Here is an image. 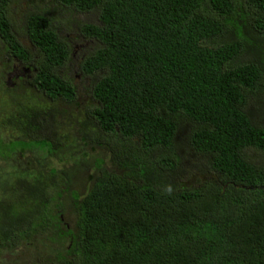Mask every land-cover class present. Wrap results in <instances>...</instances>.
<instances>
[{
	"label": "trees",
	"instance_id": "16d2710c",
	"mask_svg": "<svg viewBox=\"0 0 264 264\" xmlns=\"http://www.w3.org/2000/svg\"><path fill=\"white\" fill-rule=\"evenodd\" d=\"M8 1L0 62L28 64ZM56 1L23 19L35 89L0 83V264L33 245L32 264H264V0ZM91 12L78 31L92 107L65 159L70 115L36 100L76 103L54 13ZM88 147L101 149L91 165Z\"/></svg>",
	"mask_w": 264,
	"mask_h": 264
},
{
	"label": "rangeland",
	"instance_id": "374dc122",
	"mask_svg": "<svg viewBox=\"0 0 264 264\" xmlns=\"http://www.w3.org/2000/svg\"><path fill=\"white\" fill-rule=\"evenodd\" d=\"M57 4L56 0H13V3L9 7L10 15L9 19L11 23L13 24L14 32L19 33V38L22 41V44L24 46H27L29 50H31V45L29 44L28 40L23 37L24 31V25H23V19L32 14V13H42L45 12L46 14L52 12V6ZM60 13V12H59ZM62 15V16H61ZM54 19L55 23L59 27L60 34L63 36V38L70 41L72 46V53L74 56L71 58L69 62L68 68L63 69L65 77H68L72 80V83L74 86H76L77 91V99L76 103L74 105H68L61 102H56L52 104L50 100H45L44 98L40 100H36L37 104H39L40 107L48 106L49 108L52 106L59 107L58 109L65 110L68 112L69 116V124L67 125H59V129L57 135L61 136L62 138L59 140L58 143L62 144L63 147V156L66 157V154L69 152L71 153L73 150L70 147L73 143H80L81 135L76 131V127L78 126L79 122L82 123L84 119V115L86 111H90L92 104H91V98L89 94V90L91 87L92 78L85 76L79 71V65L80 63L85 59V57L88 56L86 52H90V49L92 48V42L87 39H83L80 36V33L78 31V26L81 24H97L98 20L94 12L88 13V14H58L54 13ZM77 24V25H76ZM26 40V42L24 41ZM87 54V55H86ZM86 55L84 59L81 61L80 56ZM5 79L3 80V82ZM10 87V86H9ZM27 88V85H23L22 91L17 92L18 94L24 93ZM18 90V89H17ZM16 90V91H17ZM40 95V94H39ZM38 94H34V98L37 97ZM7 98L1 97L0 102L2 100H6ZM36 99V98H35ZM264 110V107H263ZM81 111H83V115H81ZM60 117L58 118V122L60 123ZM56 122L57 124H59ZM72 123H75L76 125H72ZM51 133V132H50ZM47 133V136L51 139H54L56 135ZM100 148L95 147L94 150H91L90 147H88L85 152L88 154L89 164L91 165L93 162V159L97 156V153L100 152ZM189 151V152H188ZM187 153L192 154L190 149H188ZM255 156L257 153L254 154ZM41 156V155H40ZM60 156H48L44 159L43 154L39 159L43 162V164H47L50 166H58V158ZM37 158V155L35 153L28 154L26 157V160ZM65 159H69V157H66ZM19 161L21 164L18 165V167H26L27 161L19 158ZM67 162V161H65ZM36 163V162H34ZM66 165V164H65ZM76 183L78 186L77 188L74 187L75 190H78L82 195L85 193L87 187V181L85 175H79L78 179L76 180ZM82 187V188H81ZM65 213L69 221H72L73 217L70 213L69 205L67 204L65 206ZM38 248L36 246H32L29 249L21 248L18 251V257H10L7 262L9 264H12L11 261H14V264H32V257L34 256V253L37 254ZM12 259V260H11ZM3 264V263H2Z\"/></svg>",
	"mask_w": 264,
	"mask_h": 264
},
{
	"label": "flooded vegetation",
	"instance_id": "af4514ba",
	"mask_svg": "<svg viewBox=\"0 0 264 264\" xmlns=\"http://www.w3.org/2000/svg\"><path fill=\"white\" fill-rule=\"evenodd\" d=\"M12 3H13V0H10L8 1V4H7L6 13L8 17L10 15L9 7ZM53 9H54V5L52 6V10ZM12 32L14 33L15 36H18L19 34V33L14 32L13 30ZM24 41L26 42V40ZM20 43H22L21 40H20ZM0 45H2L0 46V49L4 51L5 45H3L1 38H0ZM31 48L32 49L30 50V52L32 55H31V60L28 64H23L21 61H18L17 59H10V60L0 62V83H2L6 89L15 90V91L18 89L17 91H22L24 84L27 85V88L29 86L34 88L33 80H34L35 73L37 72V66L39 63L40 54L38 50L35 49L33 46H31ZM73 56L74 54L72 53V57ZM84 57L85 55H81L80 57L81 60H83ZM67 64L69 66V63ZM67 64L63 68L58 69L59 75L65 76L62 70L65 68H68ZM4 79L5 81L3 82ZM42 96L47 100H51L50 98L45 97L44 95Z\"/></svg>",
	"mask_w": 264,
	"mask_h": 264
}]
</instances>
